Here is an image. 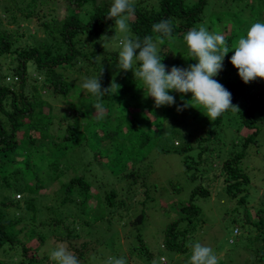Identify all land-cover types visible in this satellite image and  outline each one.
<instances>
[{
	"label": "trees",
	"instance_id": "16d2710c",
	"mask_svg": "<svg viewBox=\"0 0 264 264\" xmlns=\"http://www.w3.org/2000/svg\"><path fill=\"white\" fill-rule=\"evenodd\" d=\"M216 2L221 8L208 14L207 7L214 8ZM53 3H58L55 10L52 7ZM0 5L3 13L17 29L20 26V19L32 23L31 17L40 15L38 19L41 23L38 28L45 35L44 40L37 42L34 40L32 44L18 42L17 31L4 28L0 19V61L4 59L15 64L14 75L19 81L11 85H0V157L10 155L16 158L21 166H28L20 162L23 158L18 155L21 154L20 149L17 152L18 142L21 141L35 151L44 147L46 152L48 150L54 152L56 158L51 166L45 169L49 176V185L36 178V172L30 184L26 183L23 175L22 182L14 180L12 184L6 181L10 175L1 176L7 183H1L0 190L5 194L12 190L13 194L0 202V251L8 257L7 262L0 264H42L38 259L40 249L22 243L20 237L26 236L28 242L39 238L40 244L43 245L46 238L36 230L37 226L44 227L43 224L40 225L39 217L52 215L54 216L52 226L63 225L65 228L64 219L60 217L64 215L61 209L69 206L79 210L78 220L83 222L85 227L89 228L85 218L93 223L103 224L100 238L108 241L112 236L118 240L119 234L111 228L112 216L117 208L125 204V200L117 201V197L122 196L130 200L135 195L133 192L135 186L144 178L143 172L132 170L135 165L133 162L141 161L138 154L153 148L157 141L159 147L165 138L176 143V135L194 136L191 142L201 147L202 144L224 140L223 138L227 136L226 131H232L234 134H231V149L220 171L225 173L226 181L229 183L226 188L227 194L231 198L241 194L239 205L245 204L250 179L241 172L239 164L247 157V150L260 147L257 140L260 134L256 124L264 121V88L257 89L258 91L251 88V84L261 80L260 78L247 84L240 77L237 81L234 79L222 81L219 77L224 70L219 71L213 79L231 93L232 104L237 106L238 110L229 109L215 121H210L203 114L202 108L190 109V106H183L186 101L176 96L175 91L169 92L175 97L173 105L156 107L154 100L145 96L143 89L140 88L141 82L133 78L132 72L119 69L121 48L111 52L105 51L104 46L108 39L105 40L103 37L120 40L123 36V34L118 36L120 32L116 29L114 20L106 18L111 7L109 1L0 0ZM135 6V15L128 21L132 39L139 37L143 40L145 36H152L156 40L158 34L153 32V24L167 19L173 21L172 37L158 45L159 55L163 57L161 63L166 66V73L173 66L184 69L196 63L188 57L183 40L185 33L190 29L199 28L202 23L214 34H221L229 29L230 36L226 38V43L231 47L236 35H246L251 24L262 22L264 15V0H250L249 3L248 0H196L191 5L185 4L183 0H156L153 5H147L145 1L139 0ZM44 7L48 10L41 14ZM58 9L62 10V16L56 15ZM246 14L251 15L249 22L244 19ZM166 46L168 48L165 50ZM231 56L232 54L229 57ZM171 61L173 63L170 64ZM229 63H223L222 66L227 67ZM234 70L237 69L234 67ZM31 71L36 72L35 79H31ZM99 73L102 90L108 88L112 82L120 86L116 94L112 95L109 91L103 97L102 103L106 111L104 114L97 112L94 107L95 98L81 87L83 76L88 79ZM27 87L31 88L30 92ZM84 91L86 95L83 94ZM42 92H45L46 97L63 100L68 109L73 111L72 123L67 124L61 138L51 135L55 116ZM187 95V101L191 100L192 94ZM130 105H134V108L129 107ZM44 107H48L47 113ZM132 110L138 111L139 116H132ZM185 110L190 112L189 115L182 121L178 120L176 114ZM102 117L106 120L104 121ZM169 118L172 119L171 125L162 127ZM187 119H193L195 122L188 127L184 122ZM89 138L91 143L88 148H83L82 142ZM49 140L51 141L47 143ZM72 145L75 147L72 148ZM190 148L189 144H184L179 150L187 174L190 172V163L201 162L204 150L202 147L195 161L187 155ZM93 152L94 156L90 159L89 155ZM96 158L105 161V166L110 171L109 176L116 179L115 182L106 179V183L102 184V177L100 178L93 170ZM63 159L66 164L60 165ZM62 168L64 172L72 174L69 180L61 182L53 196L47 198L45 194L40 195L42 190L63 178ZM14 173L18 174L17 171ZM193 175L194 173L190 174L191 179ZM119 181L126 182V185L118 187ZM93 186L99 188L104 196H92V192H97ZM118 189L122 191L121 196ZM14 194H18L19 199L20 194L26 196L21 200H15ZM198 195L208 196V192L195 187L188 201L178 209V216L166 225L163 236L165 252H186V237L195 231L200 222L201 208L194 202ZM96 197L97 200H92ZM45 200L47 202H44ZM89 201H93L94 204L89 205ZM5 209L15 212L13 219L5 217ZM98 211L103 215L98 216L96 214ZM262 220L260 217V224L263 223ZM143 223L144 216L140 214L129 226L137 232L135 239L142 249L144 244L140 230ZM75 237H78V233L68 229L61 242L77 256L80 264H85L89 255L97 251L95 246L98 242L87 243L83 240L77 243L73 241ZM92 243L97 244L90 247ZM109 248H113V244ZM14 250L15 255L11 254ZM103 253L100 252V255ZM256 258L264 264V249L256 254ZM23 259L24 263H20ZM17 260L19 262H16ZM146 260H150L149 253Z\"/></svg>",
	"mask_w": 264,
	"mask_h": 264
},
{
	"label": "rangeland",
	"instance_id": "374dc122",
	"mask_svg": "<svg viewBox=\"0 0 264 264\" xmlns=\"http://www.w3.org/2000/svg\"><path fill=\"white\" fill-rule=\"evenodd\" d=\"M112 5L113 0H107ZM139 0H134L138 2ZM147 3V5L155 4L156 0H142ZM196 0H183L187 5H191ZM214 1V0H212ZM247 1V0H245ZM250 0H248V3ZM207 7V13L213 12L221 8L219 3ZM58 4V3H57ZM57 4L53 3L52 7L55 10ZM0 5V19L3 27L7 30H15L19 36L18 42H23L25 44H32L34 40L41 41L45 39V35L42 30L38 28L41 23L38 17H31L30 22L27 23L25 20L20 19V26L17 29L16 25L10 22L7 15L3 13ZM41 14L47 12L48 9L42 8ZM63 12L61 9L56 11L57 16H62ZM264 22V15H262ZM131 18L130 20H132ZM245 21L249 22L251 20V15H245ZM260 22V21H259ZM199 26H204L202 23ZM230 30L226 29L220 35H223L225 41L226 38L230 36ZM122 33H118L120 37ZM242 35H236L233 39V44L230 49L234 48L237 40ZM118 38H110L105 42V51L111 52L121 48ZM168 47H165V50ZM234 54L233 51H229L225 56H227L223 63L230 62V55ZM173 63L172 61L170 64ZM182 64H180L181 66ZM15 64H11L8 60L2 59L0 61V85H11L18 83L19 81L14 75ZM224 70L219 80H238V70H234L231 63L226 66H222L221 71ZM31 79L36 78V72H30ZM8 78V79H7ZM83 82L86 78L82 77ZM82 82V83H83ZM81 83V84H82ZM80 84V85H81ZM41 86V85H40ZM253 91L263 90L264 81L258 80L251 84ZM30 87L27 90L30 92ZM258 89V90H257ZM44 99L47 101L48 107L52 108V113L55 118L52 121L51 132L53 136L61 138L64 134L63 131L66 129L67 124L72 123L71 115L73 111L68 109V106L59 98H52L47 96L45 92H42ZM86 95V91L83 92ZM176 96L182 97L184 101L188 100L187 93L181 94L176 92ZM48 107H44V111L47 113ZM133 107L134 105H130ZM155 109V106H153ZM190 109L191 106H190ZM196 109V108H193ZM200 109V108H198ZM94 111V109H93ZM106 111L104 110L102 114ZM189 111L185 110L176 114L178 120L182 121L189 115ZM101 114V113H100ZM99 114V115H100ZM115 114V113H114ZM132 116L138 117V111L131 112ZM119 113H117V116ZM65 118V119H62ZM105 121L106 119L102 117ZM171 118L167 119L162 127H168L171 125ZM188 127L191 126L195 120L187 119L184 121ZM259 129V138H257L260 147L250 148L247 150L248 154L245 159L241 161L239 167L241 172L246 174L250 179L248 187V195L245 200V204L239 205V199L241 194H238L235 198H231L226 192L227 183L225 173H222L221 167L224 160L228 157L229 150L231 149V134L232 131H226L227 136L223 138L222 141L209 142L208 144H202L201 147H197L195 143H192V138L194 136H181L176 135V143L172 139L165 138L161 141L159 147L158 141L155 143L153 148H148L146 151L140 152L138 154L141 161L135 163L133 162V171H140L144 173V178L139 180V183L134 188V196L130 200H127L121 196L122 191L119 189L118 194L121 197H117L118 200H125V204L117 208L112 216L111 228L115 233L119 234V239L116 240L114 237L108 238V241L100 238L102 231V223H93L91 220L85 218V222H88L89 228L83 225V222L78 220L79 210L75 209L74 206L65 207L61 209L64 211V215L60 217L64 219L63 225L60 227L52 226V221L54 216L42 215L39 217L40 225L43 224L44 227L37 226L36 230L39 231L45 238L46 242L41 245L39 238L34 241L28 242L26 236H21L22 243L29 245L31 248H39L38 259L42 264H55V262L50 260L49 253L65 238L67 230L76 231L78 237H75L73 241L92 243L96 250L94 253L89 255L85 264H108L110 259L123 258L125 264H187L188 257L191 255V249L188 247L191 243L199 242L204 246L212 248L213 253L217 256V264H262L256 258V254L264 249L263 237H264V121L256 124ZM62 132V134H57ZM253 132V131H251ZM164 134V131H163ZM249 134V133H248ZM51 140L47 141L50 142ZM91 143V139L84 140L82 142L83 148H88ZM184 144H189L191 146L190 151L187 153L189 157L197 161L198 153L201 148L204 147L202 160L200 163L192 162L190 163V172L186 173V168L184 167L183 158L179 154V150ZM74 148L75 146L72 145ZM20 149L23 158L20 162L27 164L28 166H21L17 162L16 158L10 155H3L0 157V184L3 182H8L12 184V181H21L22 175L25 178L26 183L30 184L35 178V172L37 173L36 178H39L41 182L49 185V176L45 173V169L51 166L52 162L56 160L54 158V152L47 151L45 148H41L35 151L34 148H29L23 142H18L17 152ZM38 149V147H36ZM165 149L167 151H165ZM16 152V153H17ZM60 154V153H59ZM90 159L93 158L94 152L90 153ZM196 163V164H195ZM66 164L63 159L60 161V165ZM93 170L98 174V176L103 179V183H106V179H114L110 174L109 169L105 166V161L101 158H96ZM18 172L15 174L14 172ZM64 172V168L61 169ZM130 172V171H128ZM194 173L192 179L190 174ZM10 175L8 180L3 181L2 175ZM63 178H61L57 183L51 184L47 189L42 190L40 195H46L47 198L53 196L55 192L59 189L61 182H67L72 175L70 172L66 171L63 173ZM6 182V183H7ZM22 182V181H21ZM126 182L119 181L117 186L124 187ZM195 187H200L208 192V196H196L195 203L201 208L200 222L198 223L194 232L186 237L187 250L185 253L180 252H165L163 236L166 229V225L171 222L174 218L178 216V209L188 201L192 191ZM97 192H92V196L100 195L103 197L99 188L93 186ZM0 190V202L7 200L13 194V191ZM44 195V196H45ZM26 195L20 194L15 195V200H21ZM97 197L92 200H97ZM44 202H47L46 200ZM89 205L94 204L93 201L88 202ZM91 212V211H90ZM5 217L8 219H13L15 212L10 209L4 210ZM94 214L95 211H92ZM98 216H102V212H96ZM144 216V223L141 227L142 240L144 248L142 249L138 240L135 239L136 231L129 227L132 222L140 215ZM75 217V220H74ZM260 217L263 219V223L260 224ZM105 218V217H103ZM106 218L108 215L106 214ZM248 222V223H247ZM250 223V224H249ZM185 226V223L183 224ZM181 229V228H179ZM237 230V234L234 231ZM128 234V236H127ZM101 243V244H100ZM65 244V243H63ZM100 244V245H99ZM113 244V248L109 246ZM40 245V246H39ZM66 245V244H65ZM146 248V249H145ZM148 252H147V251ZM100 252H104L100 255ZM147 253L150 254V260L147 259ZM11 254L15 255L16 251H12ZM117 255V257H115ZM163 258V259H162ZM8 257L5 256L0 251V262H7ZM23 259L20 263H24ZM10 262V260H9ZM16 262H19L17 260Z\"/></svg>",
	"mask_w": 264,
	"mask_h": 264
},
{
	"label": "clouds",
	"instance_id": "9594fccd",
	"mask_svg": "<svg viewBox=\"0 0 264 264\" xmlns=\"http://www.w3.org/2000/svg\"><path fill=\"white\" fill-rule=\"evenodd\" d=\"M135 11L134 0H113L106 18L114 20L116 29L123 34L119 41V69L132 72L133 78L141 82L140 88L145 96L151 97L156 107L173 105L175 97L169 92L175 91L181 94L191 93V100L186 101L183 106L202 108L203 114L210 121H215L229 109L238 110L232 104L231 93L213 79L221 71L224 57L229 51L234 50L230 63L238 70V75L245 84L257 78L264 80V22L251 24L246 35L239 37L232 49L223 35L211 33L204 26L190 29L183 40L188 57L196 63L184 69L173 66L166 73L158 45L172 37L173 21L167 19L153 24L152 30L158 34L156 40L152 36H145L143 40L139 37L132 39L128 21L135 15ZM99 75L100 73L86 79L81 87L95 98L94 107L102 114L103 97L109 91L112 95L116 94L120 86L112 82L102 90ZM188 247L191 255L187 264H217V256L212 248L199 242L191 243ZM49 256L55 264H80L77 256L63 243L58 244ZM108 264H125V260L110 259Z\"/></svg>",
	"mask_w": 264,
	"mask_h": 264
},
{
	"label": "built area",
	"instance_id": "2783aa9c",
	"mask_svg": "<svg viewBox=\"0 0 264 264\" xmlns=\"http://www.w3.org/2000/svg\"><path fill=\"white\" fill-rule=\"evenodd\" d=\"M234 233H236V234H237V230H235V231H234ZM162 259H163V258H162Z\"/></svg>",
	"mask_w": 264,
	"mask_h": 264
}]
</instances>
